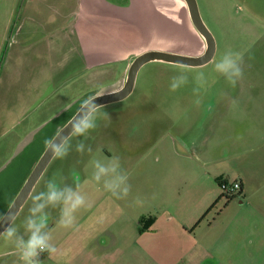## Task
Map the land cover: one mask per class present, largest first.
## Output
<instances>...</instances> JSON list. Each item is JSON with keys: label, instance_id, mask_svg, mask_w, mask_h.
<instances>
[{"label": "rangeland", "instance_id": "1", "mask_svg": "<svg viewBox=\"0 0 264 264\" xmlns=\"http://www.w3.org/2000/svg\"><path fill=\"white\" fill-rule=\"evenodd\" d=\"M197 2L202 19L216 41L213 61L199 68L161 62L143 66L137 74L131 95L100 108L97 127L87 136H71L68 139L70 147L67 156L54 157L34 187L31 195L45 191L46 182L53 178L60 185L79 184L89 205L76 213L75 226L68 229L57 225L59 208L47 210L50 213L48 225L52 243L58 252L51 258L48 253H42L39 257L42 264H65L68 261L70 264H104L105 255L98 251H87V247L107 243V233H111L112 243L117 241L120 244L129 239V230L136 232L135 222L145 215L161 216L166 213L162 208L170 207L180 212V207L187 203L199 205L210 192H213L212 196L223 195L220 180L232 182L236 180L234 176L231 175L230 179H214L210 185L203 181V173L211 176L232 168L226 159L228 154L235 155L240 161L238 169H243L250 176L245 199L246 210L240 212L242 209L238 199H234L231 206H228L227 198L222 197L209 213L207 222L223 214L215 227L221 231L226 227L224 223H228L221 222L236 213L240 212L244 216L255 211L264 214V152H260L255 162L242 160L243 155L247 156L250 150L257 147L260 135L264 136V0ZM18 7L16 0H0V91L2 85L13 87L15 84L12 77H4L2 80V76L9 69L6 60L14 41L10 23L7 30L5 26L8 21L16 19ZM182 34L189 38L183 27ZM227 50L239 51L244 56V75L235 87L229 86L214 71V62ZM27 64L31 63L28 61ZM24 67L22 70L28 72V65L26 69ZM181 69L187 72L189 81L172 92L169 87L171 77ZM200 72L204 73L203 82L195 79ZM120 73V66L113 68L108 77L96 82L90 90L118 79ZM194 89H199V92L194 94ZM249 106L254 110L243 108ZM249 112L256 114L251 120ZM256 120L258 122L253 125L252 121ZM7 137L1 138L0 144ZM79 143L86 146L83 153L76 150ZM88 147H91V152L87 150ZM178 152L186 153L192 159L178 157ZM114 156L119 157L121 168L129 176L131 190L125 199L112 196L104 190L102 183L98 184L92 179V161ZM217 158L222 160L209 163L210 159ZM194 167L199 168L198 181L196 188L193 187L187 193L190 183H194ZM167 169L174 170H170L172 174H167ZM189 169H192V174ZM10 179L8 177L0 181V194L3 189H9L12 182ZM160 184L168 187L167 194L159 193ZM100 199L115 200L117 209L107 211L105 207L99 216L90 212L91 206ZM161 201L166 203V207H163ZM31 204L29 197L12 222L21 234ZM131 220L132 227H129ZM0 264H22L14 242L3 235L0 237Z\"/></svg>", "mask_w": 264, "mask_h": 264}, {"label": "crops", "instance_id": "2", "mask_svg": "<svg viewBox=\"0 0 264 264\" xmlns=\"http://www.w3.org/2000/svg\"><path fill=\"white\" fill-rule=\"evenodd\" d=\"M16 1L19 5L16 19L5 26L7 30L10 23L14 41L6 60L9 69L2 76V80L12 77L15 84L2 85L0 91V139L8 136L0 144V159H4L0 160V181L12 179L9 189H3L0 194V218L47 149L45 141L54 139L78 112L84 99L122 89L132 62L143 53L161 51L200 56L206 49L184 0ZM182 27L189 38L183 37ZM28 61L31 64H27L26 72L22 68L26 69ZM117 66L121 67L118 79L90 90ZM243 108L254 110L250 106ZM255 115L249 112L250 120ZM252 122L254 125L258 121ZM260 152H264L263 135L257 147L243 155L242 160L255 162ZM176 155L192 159L186 153ZM226 159L232 168L211 176L203 173V181L211 185L214 179H230L233 175L242 184V196L237 198L242 212L246 210L250 176L238 169L240 161L235 155L228 154ZM221 160L210 159L209 163ZM198 169H193L194 183H190L187 193L196 188ZM170 170L174 169H167V174H172ZM158 190L164 195L168 187L160 184ZM212 193L199 205L191 202L181 206L180 212L170 207L162 208L166 213L161 216L145 215L155 217L147 230L140 232L138 219L136 232L129 230V239L123 243H112V235L107 233V243L91 244L87 251L102 252L104 264H264V214L255 210L247 216L236 213L228 220L226 217L221 222H228L224 223L226 227L217 231L215 227L223 214L207 222L213 209L206 212L221 196ZM105 207L113 211L118 205L115 200L100 199L90 212L98 215ZM163 207H166L164 202Z\"/></svg>", "mask_w": 264, "mask_h": 264}, {"label": "clouds", "instance_id": "3", "mask_svg": "<svg viewBox=\"0 0 264 264\" xmlns=\"http://www.w3.org/2000/svg\"><path fill=\"white\" fill-rule=\"evenodd\" d=\"M243 60V53L227 50L218 61L214 62V71L223 77L229 86L235 87L244 75ZM195 79L203 82L205 79L204 73H198ZM188 81L187 72L181 69L171 77L170 91L179 90ZM193 91L196 94L199 89ZM95 100L96 97H88L81 102L78 112L69 121L71 131L68 136H87L91 130L97 127L101 106L95 104ZM196 103L199 104L200 101L197 100ZM68 136L59 139V143H56L58 138L45 141L46 147L53 157L64 158L67 156L70 147ZM85 147L84 143H79L76 150L83 153ZM87 150L92 151L91 147H88ZM92 166V179L98 184L102 183L105 191L111 193L117 199H125L128 196L131 190V185L128 183L129 176L121 168L118 156L110 159L94 160ZM45 189V191L30 195L32 204L29 208V215L25 217L23 222V234L19 232L17 227L13 226L11 218L6 221L8 226L2 234L7 240L14 242L22 264H42L39 259L42 253H48L51 258L58 252L57 247L52 243V235L49 230L50 213L47 211L49 208H59L60 215L57 225L68 229L75 226L76 213L89 206L79 184L75 186L67 183L60 185L53 178L46 182ZM25 236L27 239H25Z\"/></svg>", "mask_w": 264, "mask_h": 264}, {"label": "water", "instance_id": "4", "mask_svg": "<svg viewBox=\"0 0 264 264\" xmlns=\"http://www.w3.org/2000/svg\"><path fill=\"white\" fill-rule=\"evenodd\" d=\"M184 1L188 7L189 15L193 26L205 41L206 49L204 53L200 56H185L181 54H174L161 51H149L143 53L132 62L124 87L119 91L113 93L96 96V100L94 101L95 104L100 105L102 107L104 105L119 102L126 99L133 92L136 77L139 70L148 63L163 62L184 67L199 68L213 61L217 49L216 41L213 34L202 19L198 2L197 0ZM68 124L69 122L54 137V139L58 138L56 140V143L60 142L59 139H63L64 137H67L69 135L71 131V125ZM69 137L70 136H68V138ZM53 158L54 157L52 156V153L48 151V149H46L44 154L32 170L28 179L24 183L23 187L15 197L6 214L0 220V237L8 226L6 221L11 218L13 222L14 219L17 217V215L25 205L26 201L29 199L32 191L34 190V187L42 177L43 173L45 172L46 168L48 167L49 163L52 161Z\"/></svg>", "mask_w": 264, "mask_h": 264}, {"label": "built area", "instance_id": "5", "mask_svg": "<svg viewBox=\"0 0 264 264\" xmlns=\"http://www.w3.org/2000/svg\"><path fill=\"white\" fill-rule=\"evenodd\" d=\"M220 188L226 197L239 196L242 191V184L239 180L229 182L228 180H220Z\"/></svg>", "mask_w": 264, "mask_h": 264}, {"label": "trees", "instance_id": "6", "mask_svg": "<svg viewBox=\"0 0 264 264\" xmlns=\"http://www.w3.org/2000/svg\"><path fill=\"white\" fill-rule=\"evenodd\" d=\"M241 196H242V191H241V193H240L239 196H234V197H226L225 195H221V196L219 197V199H218L217 201H215V202L213 203V205L208 209V211L206 212V214H207L208 212H210V210H212V209L215 208L216 204L218 203V201H219L222 197L227 198V201L229 202V201H232V200H234V199L240 198ZM206 214L202 217L201 220H203V219L205 218ZM154 221H155V217H149V218H144V217H143V218H141V219L139 220V226H140V227H139V230H140V232H143V231L147 230V229L151 226V224H152Z\"/></svg>", "mask_w": 264, "mask_h": 264}, {"label": "flooded vegetation", "instance_id": "7", "mask_svg": "<svg viewBox=\"0 0 264 264\" xmlns=\"http://www.w3.org/2000/svg\"><path fill=\"white\" fill-rule=\"evenodd\" d=\"M52 162V161H51Z\"/></svg>", "mask_w": 264, "mask_h": 264}]
</instances>
